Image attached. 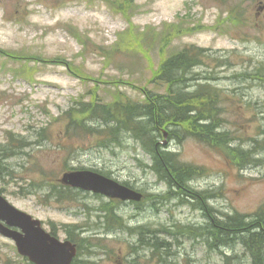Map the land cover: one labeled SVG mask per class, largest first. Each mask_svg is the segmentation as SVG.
<instances>
[{"label":"rangeland","instance_id":"rangeland-1","mask_svg":"<svg viewBox=\"0 0 264 264\" xmlns=\"http://www.w3.org/2000/svg\"><path fill=\"white\" fill-rule=\"evenodd\" d=\"M187 47L205 51L203 64L188 75L198 83L208 77L227 97L223 129L235 139L232 146L252 149L258 160L238 167L194 138L167 137L166 150L205 170L191 182L212 197L205 210L178 197L166 201L167 187L129 137L114 147H100L104 138L78 129L65 137L67 113L80 104L161 94L153 83L160 65ZM258 68L264 69V0H0V149L9 134L32 144L0 164V193L61 240L67 226H81L80 238L93 237L76 238V264H264L254 262L237 235L215 243L210 225L234 214L251 220L264 206V80L246 76ZM72 169L104 172L148 197L136 208L87 193L72 202L49 194V185ZM101 203L128 227L151 229L160 251L138 245L139 236L126 230L105 232L95 211ZM0 264L29 263L0 236Z\"/></svg>","mask_w":264,"mask_h":264},{"label":"trees","instance_id":"trees-1","mask_svg":"<svg viewBox=\"0 0 264 264\" xmlns=\"http://www.w3.org/2000/svg\"><path fill=\"white\" fill-rule=\"evenodd\" d=\"M170 32L171 30L168 33ZM162 42L164 47L165 35ZM173 52L160 65L153 79L156 87L163 90L161 94L145 91L142 102L102 104L95 100L80 104L76 111L67 113L70 123L66 126L65 137L78 129L82 133L104 138L101 144L105 147L119 144L123 136L129 137L149 156L151 164L145 167L157 181L167 187L168 191L164 197H178L181 202L184 198L193 201L197 199L199 209L205 210L206 198L208 200L212 197H208L206 192L196 190L194 193L190 184L194 179L203 177L205 170L197 165L181 162L177 153L165 150L162 145L163 130H167L170 140L180 141L183 135L196 139L202 145L217 148L228 157L231 164L238 167L242 166L241 163L251 164L258 160L253 157L252 149L232 146L235 139L223 129L226 120L223 118L222 109L227 97H223L214 84L208 83L211 80L208 77L203 79L205 82L198 83L196 75H188L192 69L203 64L205 51L202 48L187 47ZM255 72L247 73L246 76L264 80V69L258 68ZM189 82L196 83L189 93H186L182 88L189 86ZM89 121L98 125L88 126ZM16 138L9 134L7 146L0 149V164L12 156L19 155L21 149H28L31 145ZM4 150H10L9 154L5 155ZM50 191L52 192V187ZM54 193L61 199L68 200L73 192L61 186L59 192L54 188L52 194ZM246 217L238 214L226 216L224 219L213 217V224L210 225L215 234L212 238L215 243L225 245L232 240L231 236L237 235L240 237L238 240L256 259L257 255L259 257L264 253V206L251 220ZM157 251H160L159 247ZM224 264H230L229 260L226 259Z\"/></svg>","mask_w":264,"mask_h":264},{"label":"water","instance_id":"water-1","mask_svg":"<svg viewBox=\"0 0 264 264\" xmlns=\"http://www.w3.org/2000/svg\"><path fill=\"white\" fill-rule=\"evenodd\" d=\"M62 183L72 187L100 193L111 198L138 201L139 193L129 190L112 180L89 171L66 173ZM0 219L22 229V235L0 227V233L12 238L20 255L34 264H70L74 256V247L69 243H60L45 233L38 221L17 211L0 196ZM9 221V222H8Z\"/></svg>","mask_w":264,"mask_h":264},{"label":"bare ground","instance_id":"bare-ground-1","mask_svg":"<svg viewBox=\"0 0 264 264\" xmlns=\"http://www.w3.org/2000/svg\"><path fill=\"white\" fill-rule=\"evenodd\" d=\"M183 89V91L184 92H186V93H189V91L191 90V88L189 87L188 88V86L187 87H183L182 88ZM9 151L10 150H4V154L5 155H8L9 154ZM192 182V181H191ZM226 217V216H225ZM218 218H220V217H218ZM223 219V218H222ZM207 235H208V233L207 234H205V237H207ZM248 252H249V250H248ZM250 254H251V252H249ZM251 255H253V254H251ZM256 259H254V262H255V260H259V261H264V253H261V255L258 257V255L255 257ZM258 263V262H257ZM233 264V263H232ZM259 264V263H258Z\"/></svg>","mask_w":264,"mask_h":264}]
</instances>
